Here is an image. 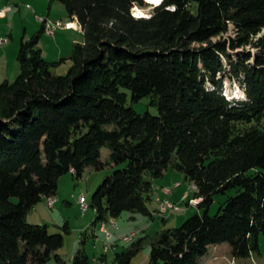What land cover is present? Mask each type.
<instances>
[{"label":"trees","instance_id":"trees-1","mask_svg":"<svg viewBox=\"0 0 264 264\" xmlns=\"http://www.w3.org/2000/svg\"><path fill=\"white\" fill-rule=\"evenodd\" d=\"M58 1L83 33L68 74H52L37 34L21 41L17 80L0 85V264L61 262L63 235L27 214L57 195L61 177L121 165L91 197L94 226L124 212L150 216L153 181L169 169L201 199L204 213L160 233L148 264H199L222 244L235 259L260 254L264 0H163L150 19L133 16L145 0ZM223 59L246 100L224 94ZM127 91L132 102L153 97L159 115L138 114ZM231 191L210 216L214 196ZM139 250L116 254L115 264H131ZM72 264L93 262L79 251Z\"/></svg>","mask_w":264,"mask_h":264},{"label":"rangeland","instance_id":"rangeland-1","mask_svg":"<svg viewBox=\"0 0 264 264\" xmlns=\"http://www.w3.org/2000/svg\"><path fill=\"white\" fill-rule=\"evenodd\" d=\"M6 5L9 6L8 9L5 8ZM155 7L156 5H152L146 0L145 6L134 7L133 16L137 9L142 10L144 15L151 16ZM0 11H3L2 15L5 14L0 17V85L6 82L13 84L17 80L21 71L18 61L21 41L23 38L30 40L37 34H40L38 49L42 51V57L48 63H56L51 67L52 74L56 76L68 74L72 66L71 56L74 47L83 42V33L78 29H64L71 27L74 23L69 22L71 19L60 1L0 0ZM40 19L49 20L56 26L60 24L59 30L55 35H49L45 29L42 32V28L45 27ZM231 35L234 36L233 31L226 36ZM215 40H219V38ZM243 50L240 48L236 52H231L234 60L237 59L236 54ZM223 64L227 72V78L223 82L224 94L229 98L246 100V97L240 93L244 90L239 82L230 78V66L226 59H223ZM127 94L128 105L133 107L138 114L159 115L157 106L152 104L153 97L132 102L130 92L127 91ZM109 154L108 149L102 150L104 162L108 161ZM123 167V165L118 168L105 166L99 171L90 169L80 180H76L71 174L65 175L59 180V189L55 196L60 203L54 208L50 207L53 208L52 210L47 207L48 203H39L43 217L33 209L27 214V223L47 226L51 234H62L64 237L63 247L56 253L62 261L58 262L53 256L47 264H72L79 251H84L93 264H96V260L104 254L106 244L110 246L107 253L108 261L104 260L106 264H115L116 254L129 251L135 245L140 250L131 264H148L150 249L160 233L179 228L196 213H204V210L197 207L201 199L194 196L195 185L188 182L183 173L169 169L162 178L153 181L157 188V197L163 200L159 199L157 203L155 201L149 203L150 216L124 212L118 218H109L102 224L94 226L96 212L92 208L84 214L81 212L79 204L82 196L80 197V195H85L90 203L93 193L104 179L110 176L114 170ZM90 176H92L91 179H89ZM95 182L98 183L95 185ZM163 188L171 190V194H165ZM184 192L185 194L182 195ZM232 195H234V191L226 195H215L209 215H216L220 206ZM166 201L171 206L161 205V202ZM103 228L113 235L112 240H106L105 234L100 232ZM199 264H264V235L260 237V254H251L246 259H235L232 257L229 245L222 244L210 247L207 255L199 261Z\"/></svg>","mask_w":264,"mask_h":264},{"label":"built area","instance_id":"built-area-1","mask_svg":"<svg viewBox=\"0 0 264 264\" xmlns=\"http://www.w3.org/2000/svg\"><path fill=\"white\" fill-rule=\"evenodd\" d=\"M3 14V11H0V16ZM42 20V23L44 25V29L46 31V33H48L49 35H55L56 32L59 30V26H52V25H47L45 22V19H40ZM73 27H68L66 29H70ZM74 29V28H73ZM71 172H74V170L72 169ZM57 199L55 197H51V198H47V203H48V207H54L55 203H56ZM161 205L164 207H168L171 206V204L166 201V202H161ZM80 210L81 212L84 214L86 213L91 207H90V203H88L87 201V197L85 195L82 196V203L79 204ZM111 222V221H110ZM102 233L105 234L106 240H112L113 239V235L108 231V230H101ZM110 250V246L109 245H105L104 247V254L107 255V253ZM96 264H106V261H102V260H96Z\"/></svg>","mask_w":264,"mask_h":264},{"label":"crops","instance_id":"crops-1","mask_svg":"<svg viewBox=\"0 0 264 264\" xmlns=\"http://www.w3.org/2000/svg\"><path fill=\"white\" fill-rule=\"evenodd\" d=\"M7 7H5V8H7L8 9V5H6ZM5 15V14H4ZM4 15H1L0 17H2V16H4ZM74 25H72L71 27H73L74 29H78V30H81V27L79 26V23H78V21L76 20V18H75V20H74ZM64 29H66V28H64ZM109 157V156H108ZM90 170V169H89ZM92 170V169H91ZM91 177L92 176H90L89 177V179H91ZM98 182H95V185L97 184ZM59 189V188H58ZM156 192H157V188H156V186L153 184V192H152V194H151V196H152V199H153V201H155L156 203L158 202V200L160 199V200H163L162 198H160V197H157V194H156ZM163 192L165 193V194H171V190H169V189H167V188H163ZM186 192V191H185ZM185 192L182 194V195H184L185 194ZM81 196H83V195H80V197ZM79 197V198H80ZM82 198V197H81ZM57 199V198H56ZM41 202H43L44 204L46 203L47 204V202H46V199H43ZM40 202V203H41ZM60 203V201H59V199H57V201H56V203H55V206L57 205V204H59ZM54 206V207H55ZM47 207H48V205H47ZM53 207V208H54ZM53 208H50L51 210L53 209ZM33 210H35V212H37V213H39L40 215L42 214V212H40V207H39V204L38 205H36L34 208H33ZM41 217H43L42 215H41ZM99 229H100V227H99ZM100 232H102L101 230H100ZM106 260L108 261V256L106 255ZM148 260H149V255H148ZM143 264V263H142Z\"/></svg>","mask_w":264,"mask_h":264},{"label":"bare ground","instance_id":"bare-ground-1","mask_svg":"<svg viewBox=\"0 0 264 264\" xmlns=\"http://www.w3.org/2000/svg\"><path fill=\"white\" fill-rule=\"evenodd\" d=\"M161 4V3H160ZM159 4V5H160ZM152 5H154V4H152ZM159 5H156V6H159ZM134 13H135V16L136 17H140V18H145V15H139L138 13H143V11L142 10H140V9H137V10H135L134 11ZM45 22H46V24L47 25H52V26H56V25H53V24H51V22H49V20H46L45 19ZM240 93L242 94V96H244V93H243V91H240ZM235 98V97H234ZM56 198V197H55ZM46 202H47V199H46ZM82 203V198H81V200H80V204ZM175 208V207H174ZM105 226V225H104ZM102 230H105L104 228L102 229ZM127 239V238H126ZM130 241V240H129ZM129 241H128V243H129Z\"/></svg>","mask_w":264,"mask_h":264},{"label":"clouds","instance_id":"clouds-1","mask_svg":"<svg viewBox=\"0 0 264 264\" xmlns=\"http://www.w3.org/2000/svg\"><path fill=\"white\" fill-rule=\"evenodd\" d=\"M147 2L150 3V4H154V5H159L160 3L163 2V0H159V2H154V0H147ZM142 15H144V13H142ZM145 18L146 19H150L151 17L145 15Z\"/></svg>","mask_w":264,"mask_h":264},{"label":"snow or ice","instance_id":"snow-or-ice-1","mask_svg":"<svg viewBox=\"0 0 264 264\" xmlns=\"http://www.w3.org/2000/svg\"><path fill=\"white\" fill-rule=\"evenodd\" d=\"M154 2H159V0H154ZM139 15H142V13H138Z\"/></svg>","mask_w":264,"mask_h":264},{"label":"water","instance_id":"water-1","mask_svg":"<svg viewBox=\"0 0 264 264\" xmlns=\"http://www.w3.org/2000/svg\"><path fill=\"white\" fill-rule=\"evenodd\" d=\"M145 2H146V0H145Z\"/></svg>","mask_w":264,"mask_h":264}]
</instances>
